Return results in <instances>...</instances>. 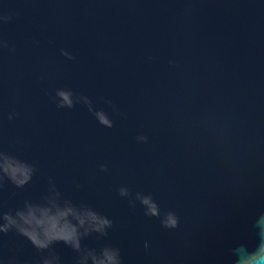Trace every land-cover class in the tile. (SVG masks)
Returning <instances> with one entry per match:
<instances>
[{
  "label": "water",
  "instance_id": "1",
  "mask_svg": "<svg viewBox=\"0 0 264 264\" xmlns=\"http://www.w3.org/2000/svg\"><path fill=\"white\" fill-rule=\"evenodd\" d=\"M0 13L12 15L0 35L16 45L0 52V145L39 168L25 189L3 195L7 208L38 199L53 176L65 195L114 219L109 240L125 264H231L234 247L255 246L252 225L264 214V0H0ZM172 57L182 69L169 66ZM58 87L90 96L115 127L82 104L58 109L50 100ZM13 110L20 115L10 122ZM225 124L230 160L210 131ZM141 132L148 144L136 142ZM17 137L22 145L11 143ZM122 184L175 208L181 227L164 230L133 210L116 191ZM6 244V254L36 257L21 237ZM56 247L72 264L74 253Z\"/></svg>",
  "mask_w": 264,
  "mask_h": 264
},
{
  "label": "clouds",
  "instance_id": "2",
  "mask_svg": "<svg viewBox=\"0 0 264 264\" xmlns=\"http://www.w3.org/2000/svg\"><path fill=\"white\" fill-rule=\"evenodd\" d=\"M11 14L0 13V24L12 20ZM34 43L39 44L36 40ZM9 54L16 52V45L0 35V52ZM60 54L68 60H75V54L67 48H61ZM150 61H156L155 55L149 56ZM169 66L180 70L181 62L175 58L168 59ZM44 76L39 77L44 80ZM50 100L58 109H73L77 104L87 107L97 122L105 128L115 127V121L104 108H97L93 99L71 88L58 87L50 94ZM100 102L110 105L113 112H119V107L104 96ZM20 114L10 111L7 120L15 121ZM216 138L217 147L226 160L231 159V127L227 124L210 129ZM138 144H148L150 137L141 132L135 137ZM22 145L24 141L17 137L11 141ZM99 170L109 171V165L101 163ZM39 171L38 165L24 158L18 152L10 151L0 145V264H66L65 258L57 249L62 244L74 253L72 264H125L121 247L109 240L115 221L108 214L102 212L91 203L75 201L59 187L55 177L47 178L44 192L38 199L25 198L15 208H7L3 195L10 188L23 190L30 185ZM82 189V184H76ZM119 197L125 199L135 210L137 206L147 218L158 220L162 229L167 231L178 230L181 227V216L175 208L162 209L159 201L151 192L133 190L129 185L122 184L116 189ZM255 246L249 247L241 243L231 250V264H264V214L253 223ZM10 235L23 238L35 250L36 257L28 259L22 256L19 248L9 249L7 254L6 238ZM94 239L97 244L91 246L85 241ZM143 248L147 256H151L152 243L149 239L143 241ZM159 264H171L170 261L160 260Z\"/></svg>",
  "mask_w": 264,
  "mask_h": 264
}]
</instances>
